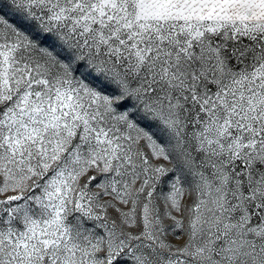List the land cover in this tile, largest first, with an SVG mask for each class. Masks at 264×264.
Returning a JSON list of instances; mask_svg holds the SVG:
<instances>
[{
    "label": "snow or ice",
    "instance_id": "obj_1",
    "mask_svg": "<svg viewBox=\"0 0 264 264\" xmlns=\"http://www.w3.org/2000/svg\"><path fill=\"white\" fill-rule=\"evenodd\" d=\"M0 264H264V0H0Z\"/></svg>",
    "mask_w": 264,
    "mask_h": 264
}]
</instances>
